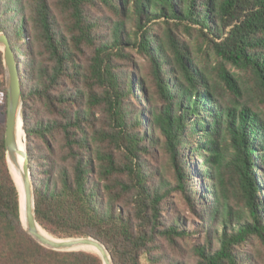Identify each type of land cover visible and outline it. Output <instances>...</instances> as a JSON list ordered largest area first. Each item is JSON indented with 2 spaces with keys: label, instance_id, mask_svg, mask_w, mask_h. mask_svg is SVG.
Returning <instances> with one entry per match:
<instances>
[{
  "label": "trees",
  "instance_id": "1",
  "mask_svg": "<svg viewBox=\"0 0 264 264\" xmlns=\"http://www.w3.org/2000/svg\"><path fill=\"white\" fill-rule=\"evenodd\" d=\"M0 32L45 230L115 264H264V0H0ZM0 264H104L26 229L6 119Z\"/></svg>",
  "mask_w": 264,
  "mask_h": 264
},
{
  "label": "water",
  "instance_id": "2",
  "mask_svg": "<svg viewBox=\"0 0 264 264\" xmlns=\"http://www.w3.org/2000/svg\"><path fill=\"white\" fill-rule=\"evenodd\" d=\"M0 34H1L2 40H3V41H0V45L3 46V47H0V49H2L4 52V62H5V66H6L7 86H8V104H7V115H6L7 157H8V162H9V165L11 168V162L16 164L17 159H18V154H20L19 153L20 152L19 146H18V133H19V125H20L21 130L24 133V152H23V154L25 156V171L27 173V176L30 179L29 180V185H30L29 188H30L31 198H32V215H33V219L35 221H37L36 209H35L34 187H33V183H32L31 169L29 167V153H28V149H27V136H26V132L24 129V116H23V104H24V102H23V95H22L21 84H20V77H19V73H18L16 58H15V55H14L13 50L11 48L9 39L4 32H1ZM11 171H12V168H11ZM17 186H18V184H17ZM21 218H22V216H21ZM22 221H23V219H22ZM23 223H24V221H23ZM37 223H39V222L37 221ZM24 226L40 243H42L43 245H45L49 248H53L56 250H62V251L87 250V249H83V248H77L74 246L59 247L56 245L48 244V243L44 242L42 239H40L31 227L26 226L25 223H24ZM45 231H47V230H45ZM58 239H60V240L82 239V240H88L89 242H94L95 244L105 248V250L110 255L111 264H115L108 247L99 239H96V238L91 237V236L58 238ZM87 251H92V250H87ZM94 252H96V251H94ZM98 254L103 259L104 264H107L104 257L100 253H98Z\"/></svg>",
  "mask_w": 264,
  "mask_h": 264
},
{
  "label": "bare ground",
  "instance_id": "3",
  "mask_svg": "<svg viewBox=\"0 0 264 264\" xmlns=\"http://www.w3.org/2000/svg\"><path fill=\"white\" fill-rule=\"evenodd\" d=\"M0 41L2 40V36L0 34ZM0 47H3L0 45ZM19 124V123H18ZM18 146H19V153L17 163L14 164L11 162V168L12 173L17 174V184L20 190V196H21V216L26 226L31 227L34 232L37 234V236L42 239L44 242L56 245L59 247H77V248H83L87 250H92L100 253L107 264H111V258L109 253L105 250V248L95 244L94 242H89L88 240H82V239H69V240H60L55 236H52L49 232L45 231L42 226L37 223L33 219L32 215V198H31V192L29 188V177L27 176V173L25 171V156L23 154L24 152V133L21 130V126L19 125V133H18ZM19 173V175H18ZM22 197H23V215H22Z\"/></svg>",
  "mask_w": 264,
  "mask_h": 264
},
{
  "label": "rangeland",
  "instance_id": "4",
  "mask_svg": "<svg viewBox=\"0 0 264 264\" xmlns=\"http://www.w3.org/2000/svg\"><path fill=\"white\" fill-rule=\"evenodd\" d=\"M1 33V32H0ZM6 119V113H4V108L0 105V121H4ZM19 175V173H18ZM15 180L17 182V174H14ZM18 183V182H17ZM22 215H23V197H22ZM23 217V216H22ZM189 224V220L187 221Z\"/></svg>",
  "mask_w": 264,
  "mask_h": 264
}]
</instances>
